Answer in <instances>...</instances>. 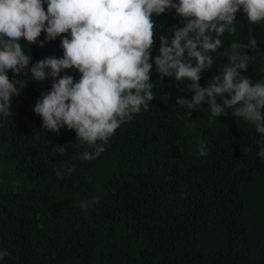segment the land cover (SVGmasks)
Segmentation results:
<instances>
[{
    "label": "trees",
    "instance_id": "obj_1",
    "mask_svg": "<svg viewBox=\"0 0 264 264\" xmlns=\"http://www.w3.org/2000/svg\"><path fill=\"white\" fill-rule=\"evenodd\" d=\"M153 19L159 36L183 27L174 9ZM235 23L236 32L225 33L212 53L211 69L200 74L202 87L228 63L231 43L247 44L242 8ZM251 27L256 49L240 51L255 56L243 73L255 83L264 81V22ZM63 36L69 33L43 47L25 45L30 66L60 58ZM63 75L81 74L73 68L43 81L17 77L25 87L11 101V117H0V250L9 253L0 264H264V135L231 110L211 117L206 101L199 111L177 105V97L194 94L190 81L161 77L153 63L149 108L118 128L98 158L82 160L94 148L66 126L48 132L33 111ZM52 145L65 146L66 155ZM66 167L74 171L58 178L56 170ZM94 197L99 204L82 212L80 202Z\"/></svg>",
    "mask_w": 264,
    "mask_h": 264
},
{
    "label": "clouds",
    "instance_id": "obj_2",
    "mask_svg": "<svg viewBox=\"0 0 264 264\" xmlns=\"http://www.w3.org/2000/svg\"><path fill=\"white\" fill-rule=\"evenodd\" d=\"M241 8L249 22L248 42L231 43L224 52L228 63L202 87L200 74L211 69L212 53L223 46L221 37L236 32L235 16ZM168 9L175 10L183 27L172 26L167 35L159 36L153 14ZM261 22L264 0H0V117H11V101L25 87L26 81L17 77L43 81L74 68L80 78L53 79L51 90L41 93L33 111L48 132L58 134L66 126L75 131L77 140L94 148L80 159L98 158L116 130L155 99L150 82L154 63L161 77L190 81L187 88L194 94L190 99L177 97V105L199 111L206 101L211 117L231 110L234 117L264 135V81L253 83L243 75L255 56L240 51L256 49L251 26ZM42 32L44 39L38 40ZM63 33H69L60 40L63 55L45 57L30 66L32 57L24 46L43 47ZM156 41L159 54L151 52ZM9 70L15 77L11 81ZM52 146L58 155H66L65 146ZM197 150L202 157L208 154L204 141ZM258 156L264 158V148ZM73 171L66 167L62 173L58 168L56 176ZM99 202L94 197L81 201L79 207L86 212ZM8 255L0 250V260Z\"/></svg>",
    "mask_w": 264,
    "mask_h": 264
}]
</instances>
